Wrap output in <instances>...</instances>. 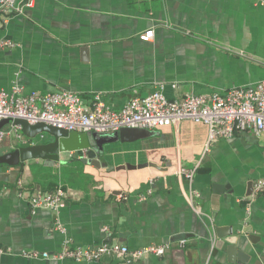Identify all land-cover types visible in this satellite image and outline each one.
I'll return each mask as SVG.
<instances>
[{
	"label": "crops",
	"instance_id": "0c3cea01",
	"mask_svg": "<svg viewBox=\"0 0 264 264\" xmlns=\"http://www.w3.org/2000/svg\"><path fill=\"white\" fill-rule=\"evenodd\" d=\"M147 30L153 34L144 40ZM0 39L15 44L0 47V88L67 90L85 105L99 94L114 110L159 88L181 98L264 80V0H32L21 14L0 18ZM151 131L105 144L98 167L82 162L85 151L69 152L82 165L68 181L43 169L58 166L61 154L58 161L0 164V264L262 261L264 195L253 185L264 177V131L210 142L207 127L190 120ZM20 145L6 135L0 155ZM181 169L192 172L190 181ZM59 187L65 202L56 211L30 205L32 195ZM190 188L199 192L192 204ZM67 239L82 248L117 243L165 251L130 262L24 255L56 253Z\"/></svg>",
	"mask_w": 264,
	"mask_h": 264
},
{
	"label": "built area",
	"instance_id": "2783aa9c",
	"mask_svg": "<svg viewBox=\"0 0 264 264\" xmlns=\"http://www.w3.org/2000/svg\"><path fill=\"white\" fill-rule=\"evenodd\" d=\"M31 6L32 0L22 4L18 3V0H0V18L21 14L26 7ZM152 34L153 30H147L141 37L148 40ZM14 46L10 40L0 39L1 48ZM16 118L24 119L29 124L43 122L67 131L100 134H111L125 127L153 130L182 120H190L207 127V142L229 138L245 131L260 135L264 131V80L224 92L191 94L181 98H167L159 88L145 96L130 97L119 110L108 106L99 94L93 95L91 102L85 105L81 98L71 91L24 93L20 85L12 84L7 89L0 88V121L8 120L7 128L0 129V144L6 135H13L24 146L46 142L45 133L27 137L20 125L12 123ZM178 173L189 181L192 178V172L181 169ZM253 189L255 193L264 195V177L255 180ZM198 196L197 190H188L187 198L191 204ZM64 198V191L59 187L52 192L32 195L29 203L32 207L56 211L65 202ZM184 242V239L179 241L180 245ZM164 251V245H146L130 249L117 243L82 248L70 246L67 239L56 253L31 251L24 252V255L29 258H67L77 262L99 261L108 256L130 262L146 255L159 256Z\"/></svg>",
	"mask_w": 264,
	"mask_h": 264
},
{
	"label": "water",
	"instance_id": "95a60500",
	"mask_svg": "<svg viewBox=\"0 0 264 264\" xmlns=\"http://www.w3.org/2000/svg\"><path fill=\"white\" fill-rule=\"evenodd\" d=\"M7 123V119L0 121V129ZM12 123L20 125L27 137H34L38 133H45L49 139L40 144L20 145L11 152L1 154L0 164L8 166H15L30 159L58 161L60 154L63 152L85 151V155L82 156V162L92 163L98 167L100 162L97 157L103 152L105 144L116 141L133 142L152 135L151 130L140 128L125 127L111 134H100L97 132L67 131L43 122L29 124L26 120L20 118L14 119ZM229 249L233 250L232 248ZM231 262L234 263L235 261ZM257 264H264V259Z\"/></svg>",
	"mask_w": 264,
	"mask_h": 264
},
{
	"label": "rangeland",
	"instance_id": "374dc122",
	"mask_svg": "<svg viewBox=\"0 0 264 264\" xmlns=\"http://www.w3.org/2000/svg\"><path fill=\"white\" fill-rule=\"evenodd\" d=\"M49 139L47 135V140ZM61 157L64 161L59 162L58 166H55L54 168H43L48 171H53L54 179L56 181H68L69 179H72L78 174V171L81 167V162L77 160L76 158H73L71 155H69V152H63L61 153ZM33 162V161H29ZM78 168V169H77ZM78 170V171H77Z\"/></svg>",
	"mask_w": 264,
	"mask_h": 264
},
{
	"label": "flooded vegetation",
	"instance_id": "af4514ba",
	"mask_svg": "<svg viewBox=\"0 0 264 264\" xmlns=\"http://www.w3.org/2000/svg\"><path fill=\"white\" fill-rule=\"evenodd\" d=\"M46 141H48V140H46Z\"/></svg>",
	"mask_w": 264,
	"mask_h": 264
}]
</instances>
